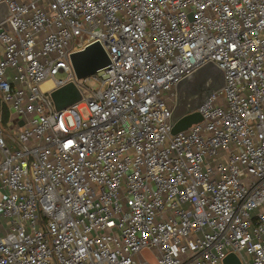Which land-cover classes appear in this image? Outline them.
<instances>
[{"label": "built area", "instance_id": "2783aa9c", "mask_svg": "<svg viewBox=\"0 0 264 264\" xmlns=\"http://www.w3.org/2000/svg\"><path fill=\"white\" fill-rule=\"evenodd\" d=\"M0 4V264H264V0ZM94 42L109 63L77 79ZM208 63L223 86L172 134Z\"/></svg>", "mask_w": 264, "mask_h": 264}, {"label": "water", "instance_id": "95a60500", "mask_svg": "<svg viewBox=\"0 0 264 264\" xmlns=\"http://www.w3.org/2000/svg\"><path fill=\"white\" fill-rule=\"evenodd\" d=\"M0 10H5L3 4H0ZM2 18L3 16H0V19ZM69 59L77 79L87 77L109 63L106 52L98 42L91 43L84 49L71 53ZM222 86L223 73L212 63L205 64L181 79L175 87L176 101L171 111V133L184 131L190 125L201 122L200 114L192 110L196 109L211 93ZM61 93H64L61 89L51 93L57 110L65 109L80 99V95L74 86L70 88L69 98L66 101L62 99ZM142 254L151 264H155L147 250H143ZM223 264L240 263L234 255L228 254L223 260Z\"/></svg>", "mask_w": 264, "mask_h": 264}, {"label": "rangeland", "instance_id": "374dc122", "mask_svg": "<svg viewBox=\"0 0 264 264\" xmlns=\"http://www.w3.org/2000/svg\"><path fill=\"white\" fill-rule=\"evenodd\" d=\"M66 78V74L64 73H61V74H58L56 79H65ZM73 86V84L71 82H67L66 84H64L63 86H61L59 89L62 90V92L64 91V93L62 95V99H64L65 101L69 98V90L70 88ZM175 92V90H174ZM176 93V92H175ZM175 101H176V97H175ZM166 104H169V107L172 106V103L170 102H166ZM65 122L68 124V125H71V119L69 117H66L65 118Z\"/></svg>", "mask_w": 264, "mask_h": 264}, {"label": "bare ground", "instance_id": "6f19581e", "mask_svg": "<svg viewBox=\"0 0 264 264\" xmlns=\"http://www.w3.org/2000/svg\"><path fill=\"white\" fill-rule=\"evenodd\" d=\"M47 86H49V83H45V84H44V87H47Z\"/></svg>", "mask_w": 264, "mask_h": 264}]
</instances>
